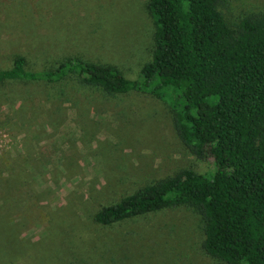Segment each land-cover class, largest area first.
Segmentation results:
<instances>
[{
	"label": "rangeland",
	"instance_id": "1",
	"mask_svg": "<svg viewBox=\"0 0 264 264\" xmlns=\"http://www.w3.org/2000/svg\"><path fill=\"white\" fill-rule=\"evenodd\" d=\"M148 0H0V70L52 69L66 57L109 64L134 80L154 51ZM264 0H225L233 22ZM200 160L180 142L168 102L152 94L107 96L71 82L0 86V229L59 264H225L206 255L200 217L178 207L110 227L102 207ZM44 245V244H43Z\"/></svg>",
	"mask_w": 264,
	"mask_h": 264
},
{
	"label": "trees",
	"instance_id": "2",
	"mask_svg": "<svg viewBox=\"0 0 264 264\" xmlns=\"http://www.w3.org/2000/svg\"><path fill=\"white\" fill-rule=\"evenodd\" d=\"M225 0H148L154 51L137 78L77 56L56 67L26 70L17 55L7 82H71L107 96L152 94L168 102L180 142L196 158L211 157L204 174L183 169L145 185L92 220L110 227L186 207L201 219L202 249L225 264H264V10L227 21ZM0 229V264H59L58 250ZM44 244V245H43Z\"/></svg>",
	"mask_w": 264,
	"mask_h": 264
}]
</instances>
